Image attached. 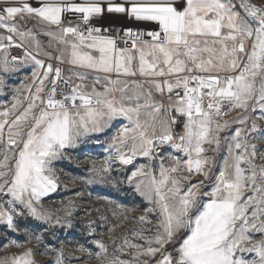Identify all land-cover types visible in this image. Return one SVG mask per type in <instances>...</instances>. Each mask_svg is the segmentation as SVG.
<instances>
[{"label":"snow or ice","instance_id":"obj_1","mask_svg":"<svg viewBox=\"0 0 264 264\" xmlns=\"http://www.w3.org/2000/svg\"><path fill=\"white\" fill-rule=\"evenodd\" d=\"M109 17L153 27L117 32L98 23ZM26 69L0 108V247L23 250L0 264H38L24 243L73 227L75 201L63 218L43 206L54 165L112 128L82 182L126 183L147 205L132 219L153 227L109 228L108 244L89 220L80 251L99 264H264V144L250 142L264 133V0H0V92Z\"/></svg>","mask_w":264,"mask_h":264},{"label":"rangeland","instance_id":"obj_2","mask_svg":"<svg viewBox=\"0 0 264 264\" xmlns=\"http://www.w3.org/2000/svg\"><path fill=\"white\" fill-rule=\"evenodd\" d=\"M29 76L30 72L26 69L20 72L19 75L12 77L9 87L0 92V108L11 105L12 89L20 86L21 82L27 84L26 77ZM88 83H91V81H88ZM235 115L236 112L227 119H231ZM257 123L259 127L264 128V121H257ZM115 131L117 129L112 128L99 136L93 134L86 137L82 145L67 150L65 158L55 163L54 167L56 176L59 179V186L55 192L44 200L43 206L63 218L65 205L70 200L75 201V207L72 209L74 214L73 227L67 228L58 225L55 229V235L45 233L46 239L43 245L24 243V248H33L37 253L35 259L38 264H56V258L60 252L63 253V264H99L97 259L88 256L87 251L79 250L80 245L85 244L89 220L96 222L94 227L96 228L95 235L97 238L103 239L108 244H111V237L108 235L109 228L113 229L111 236L122 237L133 229L153 227V225H142L137 219H132V217L145 215L144 208L147 205L146 201L129 190L126 183L116 188L110 186L99 187L82 182L81 177L89 175L87 169L91 167V163L95 161L99 165L108 156L107 144ZM255 136L256 139L250 140L251 143L258 146L264 144V133L256 132ZM145 162L144 159H139L137 164ZM127 174V168L114 173L118 179H122ZM114 207L117 211H123L127 208L133 210L125 218L123 215L114 216ZM102 217L106 220H102ZM32 223L35 224L36 222L33 221ZM43 228L44 225L41 224L39 230H43ZM32 230L38 231L35 227ZM13 238L19 239L21 242L25 240L23 233ZM7 239H9L7 229L0 224V245L4 244ZM22 250L16 247H0V258L10 257ZM91 251L94 254L96 249L93 248Z\"/></svg>","mask_w":264,"mask_h":264},{"label":"built area","instance_id":"obj_3","mask_svg":"<svg viewBox=\"0 0 264 264\" xmlns=\"http://www.w3.org/2000/svg\"><path fill=\"white\" fill-rule=\"evenodd\" d=\"M66 21L69 19H73V21L75 22V18H71L69 17L67 14L65 16ZM98 23H102L105 26H111L112 29L116 30L117 32L119 31V29L121 27H137L138 29H143L145 27L147 28H151L153 27V25H134L131 21L124 19V18H114V17H109L106 18L102 21H98ZM67 89L65 88V86L63 84H59L58 85V92H66ZM234 114V112L230 113L226 118L232 116Z\"/></svg>","mask_w":264,"mask_h":264}]
</instances>
